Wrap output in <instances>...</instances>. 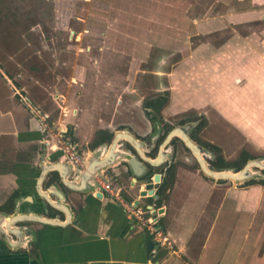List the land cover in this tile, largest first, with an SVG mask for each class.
Returning <instances> with one entry per match:
<instances>
[{
	"label": "rangeland",
	"instance_id": "obj_1",
	"mask_svg": "<svg viewBox=\"0 0 264 264\" xmlns=\"http://www.w3.org/2000/svg\"><path fill=\"white\" fill-rule=\"evenodd\" d=\"M244 2L247 10L257 7L252 0H147L132 13L135 29L121 30L115 0H0V66L25 89L19 98L41 105L51 120L59 114L54 91L67 95L71 83L95 95L102 85L103 120L115 117L105 116V109L118 98L130 105L131 123L114 127L134 133L149 156L169 132L187 127L211 170L220 160L238 161L243 151L264 163V11L240 15ZM131 32L141 40L154 35L141 55V44L115 41ZM99 52L105 56L98 58ZM119 145L127 147L125 140ZM109 147L101 145L90 156L102 159ZM166 152L159 173L170 165L199 168L179 137ZM109 170L99 173L121 186Z\"/></svg>",
	"mask_w": 264,
	"mask_h": 264
},
{
	"label": "crops",
	"instance_id": "obj_2",
	"mask_svg": "<svg viewBox=\"0 0 264 264\" xmlns=\"http://www.w3.org/2000/svg\"><path fill=\"white\" fill-rule=\"evenodd\" d=\"M145 1L115 0L120 17L116 27L123 30L124 25H131L135 29L132 13L137 11L135 8L141 11L139 5ZM242 4L245 9L239 14L245 17L264 11L263 0H252L257 7L249 10L247 3ZM147 27L154 29L152 24ZM147 35L146 40H141L131 32L128 38L118 36L115 41L141 44V55L144 44L154 41L153 33ZM197 55L202 57L201 53ZM104 56V52H99L98 58ZM93 74L96 76V71ZM10 76L0 66V264H264V170L253 172L251 180L257 183L246 185L213 180L191 165H170L172 174L167 171L170 166L165 168L154 195L143 198L142 192L161 166L154 168L143 162L127 141L128 148L119 150L122 145L118 142L116 150L126 158H116L102 172L111 169L109 172L122 183V197L126 201L158 209L159 226L174 244L172 251L159 248L152 255L147 234L118 201L93 187L104 173L82 185V176L93 159L91 150L111 145L117 133H128L139 141L128 129L114 127L116 122L131 123L133 116L128 111L132 107L124 106L119 98L108 104L105 116L114 112L115 117L107 123L99 111L101 91H107L102 85L95 95L90 90L76 91L71 83L67 95L54 91L53 105L58 107L59 114L50 120L66 126L80 150L81 146L94 143L101 132L112 134L110 143L82 152V167H74L63 160L60 151L43 144L41 123L32 109L47 113L28 98V103L19 98L20 91L25 89L17 87ZM160 147L149 156L143 145V153L155 159ZM130 157L145 168L141 177L134 176L127 163ZM60 164L62 170L57 166ZM19 216L55 223L12 219Z\"/></svg>",
	"mask_w": 264,
	"mask_h": 264
},
{
	"label": "water",
	"instance_id": "obj_3",
	"mask_svg": "<svg viewBox=\"0 0 264 264\" xmlns=\"http://www.w3.org/2000/svg\"><path fill=\"white\" fill-rule=\"evenodd\" d=\"M187 129H188L187 127L175 128L174 130L169 132V134L166 136L164 142L162 143V145L160 147L157 158H155V159H149L144 155L143 144L140 143L139 141H137L132 135H130L128 133H117V134H115L113 141L109 147V150L107 151L106 156L102 159L93 158L92 161L89 163L87 169L85 170V172L82 176V185L85 186L88 183L92 182L94 176H96V174H98L100 171L104 170L105 168H107L108 166L113 164V162L116 158H122V157L126 158V156L124 154H121V152H119V150H116L117 144L120 140H125L128 143H130L133 146V148L136 150V152L138 153L141 160L143 162L149 164L150 166L154 167V168H158L159 166H161L164 163V160H165L166 155H167V153L164 151V147L170 143V141L173 137H179L183 141V143L186 145V147L191 150V152L194 155L202 173L205 176H207L208 178H211L213 180H228V181L237 182V183L247 182L254 177V173L252 171V168L264 170V163L263 162H261V161H250V160L245 164L243 169L238 171V172H236L235 170H234V173L226 171V170H230V169L220 170L219 172H217V169H216V171H214L215 169L211 170L208 167V164L206 163V161L204 160V158L202 156L203 155L202 148L200 146H198L197 144H195L194 142H192V140L188 136ZM127 160H128L127 163L130 166V168L132 169V172L136 178L141 177L142 175L145 174V168L142 167V165L139 163V161L135 157H130ZM57 166H58L59 170H62V168H63L62 164L57 165ZM156 171L157 172L153 176V179L151 180V182H149L146 185V189L144 192H142L141 197H145L146 195H154L155 186L161 180V175L158 172L159 170L157 169ZM93 187L95 189H97L95 182L93 184ZM64 210H65V208H64ZM12 219L13 220L38 219L41 222L47 223V224H54L55 223L54 221L40 219V218H36V217H23L22 218L19 216V217H13Z\"/></svg>",
	"mask_w": 264,
	"mask_h": 264
},
{
	"label": "built area",
	"instance_id": "obj_4",
	"mask_svg": "<svg viewBox=\"0 0 264 264\" xmlns=\"http://www.w3.org/2000/svg\"><path fill=\"white\" fill-rule=\"evenodd\" d=\"M32 111L41 123L43 144L60 151L66 163L74 167H82V154L80 153L78 145L74 143L69 134L68 128L51 121L50 116L47 114H40V111L36 109H32ZM95 183L98 192L107 193L118 201L130 219L147 234L150 244H152V248L150 249L152 255H155L159 248H166L170 251L174 249V244L159 226L158 209L148 204L126 201L122 197V187L115 179L113 180V178H110L106 174L97 179ZM146 196L150 197L153 195Z\"/></svg>",
	"mask_w": 264,
	"mask_h": 264
},
{
	"label": "trees",
	"instance_id": "obj_5",
	"mask_svg": "<svg viewBox=\"0 0 264 264\" xmlns=\"http://www.w3.org/2000/svg\"><path fill=\"white\" fill-rule=\"evenodd\" d=\"M111 140H112V134H109L107 132H101L91 147L92 148L97 147L98 145L102 143H110ZM252 159H254L252 156H250L246 151H243L240 153L238 161L232 164H228L224 160H220L217 164L214 165V168H216L219 171L224 170V169L233 168L235 169L236 172H238L243 169V167L249 160H252ZM167 171H168V174L171 175L173 171V166H170L167 169ZM255 183H257L255 180H249L248 182H246V185H251ZM261 183L263 184L264 182H261Z\"/></svg>",
	"mask_w": 264,
	"mask_h": 264
},
{
	"label": "flooded vegetation",
	"instance_id": "obj_6",
	"mask_svg": "<svg viewBox=\"0 0 264 264\" xmlns=\"http://www.w3.org/2000/svg\"><path fill=\"white\" fill-rule=\"evenodd\" d=\"M167 135H168V134H167ZM165 138H166V137H165ZM165 138H164V140H165ZM164 140H163V141H164Z\"/></svg>",
	"mask_w": 264,
	"mask_h": 264
}]
</instances>
